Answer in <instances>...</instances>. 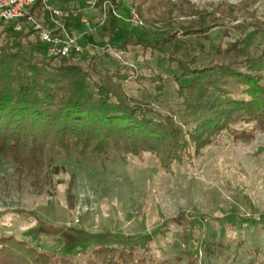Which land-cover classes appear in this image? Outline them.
<instances>
[{
  "label": "rangeland",
  "instance_id": "1",
  "mask_svg": "<svg viewBox=\"0 0 264 264\" xmlns=\"http://www.w3.org/2000/svg\"><path fill=\"white\" fill-rule=\"evenodd\" d=\"M48 1L64 15L66 35L79 50L50 58L31 35L23 42L25 58L50 70L75 65L95 80L115 72L125 78L114 77L125 95L156 111L166 110V101L180 103L181 73L158 49L121 50L125 38L160 42L161 48V32L170 24L173 50L192 70L227 63L223 52L229 49L264 55V0H116L110 44L100 37L104 11L98 0ZM203 22L208 25L195 31L193 25ZM5 28L0 23V46L13 41ZM236 128L253 132V139L237 141L225 132L169 171L151 154L105 163L90 156L58 158L40 196L16 188L14 166L0 158V238L55 255L58 264H103L93 254L102 246L132 252L126 264H264V132L254 124Z\"/></svg>",
  "mask_w": 264,
  "mask_h": 264
},
{
  "label": "trees",
  "instance_id": "2",
  "mask_svg": "<svg viewBox=\"0 0 264 264\" xmlns=\"http://www.w3.org/2000/svg\"><path fill=\"white\" fill-rule=\"evenodd\" d=\"M97 6L104 11L100 37L110 44L117 31L119 8L116 0H98ZM0 23L13 39L0 46V158L14 166L12 179L19 190L25 186L32 195H42L58 158L90 156L105 163L151 154L169 171L199 155L225 132L237 141L253 139L254 133L239 131V125L254 124L264 132V55L229 49L223 52L227 63L192 70V64L184 63L173 50L170 24L161 32L165 37L161 48L160 42L125 38L121 50L133 46L158 49L181 73L176 76L180 103L166 101V110L156 111L125 95L114 77L125 78L115 72L95 80L75 65L50 70L42 61L30 63L23 42L32 33L16 32L17 22ZM206 25L194 24L193 28L200 31ZM204 75H209L205 81L197 78ZM183 80L191 83L182 85ZM73 186L70 182V193ZM93 254L103 264H126L132 252L102 246ZM54 257L25 242L0 238V264H58ZM146 263L144 259L140 262Z\"/></svg>",
  "mask_w": 264,
  "mask_h": 264
},
{
  "label": "built area",
  "instance_id": "3",
  "mask_svg": "<svg viewBox=\"0 0 264 264\" xmlns=\"http://www.w3.org/2000/svg\"><path fill=\"white\" fill-rule=\"evenodd\" d=\"M63 18L48 0H0V22H17L16 32H31L50 58L66 59L79 50L75 39L66 35Z\"/></svg>",
  "mask_w": 264,
  "mask_h": 264
}]
</instances>
